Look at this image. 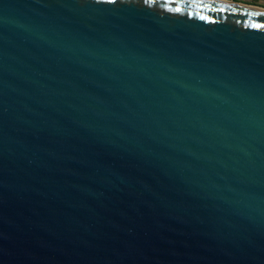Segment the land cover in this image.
I'll list each match as a JSON object with an SVG mask.
<instances>
[{
    "label": "water",
    "instance_id": "1",
    "mask_svg": "<svg viewBox=\"0 0 264 264\" xmlns=\"http://www.w3.org/2000/svg\"><path fill=\"white\" fill-rule=\"evenodd\" d=\"M0 264H264V8L0 0Z\"/></svg>",
    "mask_w": 264,
    "mask_h": 264
},
{
    "label": "rangeland",
    "instance_id": "2",
    "mask_svg": "<svg viewBox=\"0 0 264 264\" xmlns=\"http://www.w3.org/2000/svg\"><path fill=\"white\" fill-rule=\"evenodd\" d=\"M230 1L240 2L243 4L254 5L264 8V0H230Z\"/></svg>",
    "mask_w": 264,
    "mask_h": 264
},
{
    "label": "snow or ice",
    "instance_id": "3",
    "mask_svg": "<svg viewBox=\"0 0 264 264\" xmlns=\"http://www.w3.org/2000/svg\"><path fill=\"white\" fill-rule=\"evenodd\" d=\"M175 10H176L177 12L181 11V9H180L179 7H177ZM189 15L191 16L192 13H189ZM202 18L211 20L210 17H202Z\"/></svg>",
    "mask_w": 264,
    "mask_h": 264
}]
</instances>
